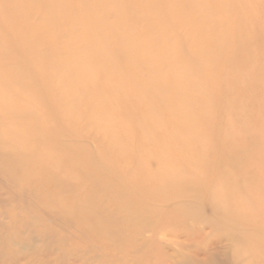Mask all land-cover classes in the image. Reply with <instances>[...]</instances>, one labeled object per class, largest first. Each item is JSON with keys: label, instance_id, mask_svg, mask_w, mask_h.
Listing matches in <instances>:
<instances>
[{"label": "rangeland", "instance_id": "rangeland-1", "mask_svg": "<svg viewBox=\"0 0 264 264\" xmlns=\"http://www.w3.org/2000/svg\"><path fill=\"white\" fill-rule=\"evenodd\" d=\"M0 264H264V0H0Z\"/></svg>", "mask_w": 264, "mask_h": 264}]
</instances>
